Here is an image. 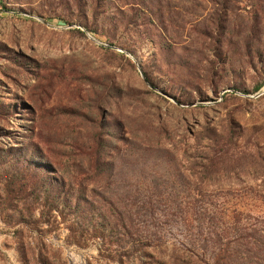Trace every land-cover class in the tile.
<instances>
[{
    "label": "rangeland",
    "instance_id": "374dc122",
    "mask_svg": "<svg viewBox=\"0 0 264 264\" xmlns=\"http://www.w3.org/2000/svg\"><path fill=\"white\" fill-rule=\"evenodd\" d=\"M263 82L264 0H0V264H264Z\"/></svg>",
    "mask_w": 264,
    "mask_h": 264
},
{
    "label": "trees",
    "instance_id": "16d2710c",
    "mask_svg": "<svg viewBox=\"0 0 264 264\" xmlns=\"http://www.w3.org/2000/svg\"><path fill=\"white\" fill-rule=\"evenodd\" d=\"M264 85V82L263 83H261V84H259L258 86H257V90H259L262 86ZM59 204L58 205H56V207H55V210H57L58 212H61L60 210H61V208H68L69 210H71L72 212L74 211V208H75V206L73 207L71 204H70V202H66V201H63V200H60L59 202H58ZM60 205H62V207H60ZM77 206V205H76ZM82 209H77L76 211H78V212H80L81 214H83V216L85 215V212H84V210L83 211H81ZM74 213V212H73ZM87 217H89L90 218V220H92L93 219V217H98V218H101L102 219V221L100 222V227L103 229V232H102V235H101V237H104L105 235H103V233H104V230L105 229H107L108 227H109V225H110V222H109V216L107 215V213L105 212V211H99L98 210V212H93V215L91 216L90 214H88L87 213V215H86ZM85 217V216H84ZM86 218V217H85ZM129 220L133 223V225L135 226V224H138V229H136V232L138 231V233L140 234V235H136L137 236V239H136V241H137V243H140L141 241H142V234H141V232L139 231V228H140V223H138V222H136L137 221V219L135 218V217H132V216H130L129 217ZM139 220V219H138ZM96 226V225H95ZM119 226L120 227H122V228H125L120 222H119ZM114 228L116 229V225H114ZM117 230V229H116ZM112 235H114V234H112ZM124 235H126V236H128V237H130L131 236V233L127 230L125 233H124ZM100 235H97V237H99Z\"/></svg>",
    "mask_w": 264,
    "mask_h": 264
}]
</instances>
